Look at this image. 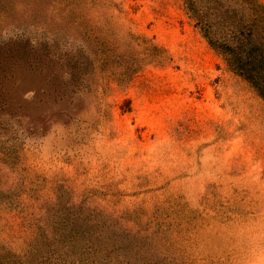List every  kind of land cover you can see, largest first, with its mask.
<instances>
[{
    "label": "rangeland",
    "instance_id": "rangeland-1",
    "mask_svg": "<svg viewBox=\"0 0 264 264\" xmlns=\"http://www.w3.org/2000/svg\"><path fill=\"white\" fill-rule=\"evenodd\" d=\"M0 170V249L69 218L156 264H264V99L185 0H0Z\"/></svg>",
    "mask_w": 264,
    "mask_h": 264
},
{
    "label": "trees",
    "instance_id": "trees-1",
    "mask_svg": "<svg viewBox=\"0 0 264 264\" xmlns=\"http://www.w3.org/2000/svg\"><path fill=\"white\" fill-rule=\"evenodd\" d=\"M231 1L185 0L209 45L264 99V3L241 0L238 9ZM145 40L147 57L141 60L150 58L161 66L172 60L166 49ZM88 61L91 64L86 56L85 63ZM12 193L0 185V205L12 203ZM136 235L127 229L89 227L65 218L50 229L40 227L25 253L0 249V264H156L150 250L133 243Z\"/></svg>",
    "mask_w": 264,
    "mask_h": 264
}]
</instances>
